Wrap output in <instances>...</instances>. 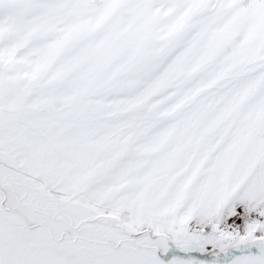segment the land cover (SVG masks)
<instances>
[{
    "label": "snow or ice",
    "instance_id": "obj_1",
    "mask_svg": "<svg viewBox=\"0 0 264 264\" xmlns=\"http://www.w3.org/2000/svg\"><path fill=\"white\" fill-rule=\"evenodd\" d=\"M0 264H264V0H0Z\"/></svg>",
    "mask_w": 264,
    "mask_h": 264
}]
</instances>
